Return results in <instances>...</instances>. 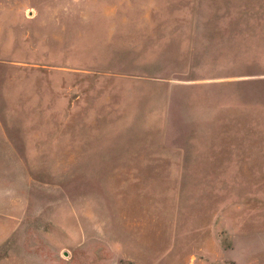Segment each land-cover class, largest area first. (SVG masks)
<instances>
[{
	"label": "rangeland",
	"instance_id": "rangeland-1",
	"mask_svg": "<svg viewBox=\"0 0 264 264\" xmlns=\"http://www.w3.org/2000/svg\"><path fill=\"white\" fill-rule=\"evenodd\" d=\"M0 264H264V0H0Z\"/></svg>",
	"mask_w": 264,
	"mask_h": 264
}]
</instances>
